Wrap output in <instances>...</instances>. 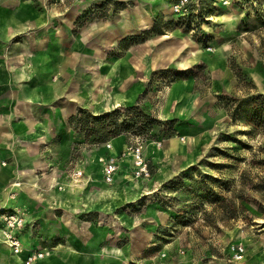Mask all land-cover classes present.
Wrapping results in <instances>:
<instances>
[{
    "label": "rangeland",
    "instance_id": "obj_1",
    "mask_svg": "<svg viewBox=\"0 0 264 264\" xmlns=\"http://www.w3.org/2000/svg\"><path fill=\"white\" fill-rule=\"evenodd\" d=\"M231 1L224 4L202 0L183 21L174 11V0L164 14L153 17L150 28L138 27L120 37L113 30L108 47L98 43L110 33L93 34L94 24L109 13L120 14L121 2L102 1L78 19L73 16V8L83 0L44 2L46 7L62 6L67 10L65 38L74 40L85 26L89 33L85 32L84 37L81 33V43L96 40L94 46L90 42L82 50L91 52V59L95 56L99 72L104 61L111 63L112 76L119 78L113 81V92L139 94L137 101L117 108L139 104L164 123L175 120V133L170 137L162 136L157 124L152 135L130 129L108 140L123 147L141 144L151 177L144 185L130 182L137 185L129 186L125 181L110 185L120 187L121 193L114 200L104 198L109 205L103 208H92L90 212L80 208L73 213L53 209L57 216H65L58 224L66 231L62 241L71 243L75 237L80 246L88 244L97 233L93 228L99 227L101 241L110 237V243L128 251L132 246L143 249L145 258L139 264L167 259H182L188 264H231V251L240 242L246 251H264V236H256L264 234V191L260 188L264 185V126L233 118L218 104L224 94L235 98H243L247 92L264 94V0ZM124 3L128 8L134 4ZM129 13L125 14L127 18ZM155 23L159 30L145 35L143 32ZM132 35L143 41H122ZM178 71L187 73V77H177ZM134 96L120 94L115 100L126 101ZM74 135L73 156L84 167L108 142L95 141L93 135L82 131L74 130ZM93 188L95 202L102 185L96 182ZM156 210L162 217L146 229L151 235L146 246L141 227L136 234H125L123 229H131L135 223L140 226L141 219L155 215ZM122 217L133 221L132 225L118 224ZM131 235L136 237L133 244ZM156 251H166V255L154 258Z\"/></svg>",
    "mask_w": 264,
    "mask_h": 264
},
{
    "label": "crops",
    "instance_id": "obj_2",
    "mask_svg": "<svg viewBox=\"0 0 264 264\" xmlns=\"http://www.w3.org/2000/svg\"><path fill=\"white\" fill-rule=\"evenodd\" d=\"M45 1L0 0V208L24 207L28 222L21 234L24 251L20 255L14 254L0 237V264H25L28 254L35 248L47 251L44 258L32 264H139L145 258L143 249L132 246L128 251L126 247L110 243L108 236L103 242L99 238V227L93 228L97 232L95 237L82 246L75 237L71 243L61 239L66 231L58 224L65 216H57L53 209L73 213L88 208L90 212L92 208L108 206L104 198L110 196L114 200L115 195L121 193L120 187L112 188L102 180L96 158L107 152L105 147L94 154V161L87 167L80 166L78 158H74L72 145L77 137L69 118L81 110L99 115L137 101L139 94L113 92V81L118 82L119 78L112 76L111 63L104 61L99 72L95 56L91 59V52L82 50L96 40L81 43V33L83 37L85 32L89 33L85 26L74 40L65 38L67 10L62 6L46 7ZM102 1L105 0H83L77 4L78 8H73V16L78 19L85 10L93 5L96 8ZM115 1L134 4L121 9L115 16L109 13L102 22L94 24L93 34L110 33L99 41L100 46L111 45L113 30L120 37L138 27L150 28L153 17L164 14L174 0ZM126 12H130L129 18ZM120 94L135 96L117 102L116 95ZM122 148L120 143L114 144V152L120 153ZM71 163L83 169V181L78 186H64L65 189L60 190L59 185L68 181L66 172ZM96 182L101 183L102 190L100 198L94 202ZM121 182L124 181L118 177L114 184L121 185ZM147 182L143 180L138 185ZM13 193L15 199L11 197ZM160 217L161 211L156 210L155 215L141 219L140 226L132 225L133 221L124 220V217L118 218L117 223L132 225L131 229H123L127 235L136 234L141 227L146 246L151 238L146 229L157 220L160 222ZM256 236L261 239L264 234ZM130 238L133 244L136 237L131 235ZM157 253L154 258L158 259ZM157 264L188 263L182 259H167ZM235 264H264V251H246L244 260Z\"/></svg>",
    "mask_w": 264,
    "mask_h": 264
},
{
    "label": "built area",
    "instance_id": "obj_3",
    "mask_svg": "<svg viewBox=\"0 0 264 264\" xmlns=\"http://www.w3.org/2000/svg\"><path fill=\"white\" fill-rule=\"evenodd\" d=\"M202 0H175L174 11L180 17L185 19L190 14L191 8L199 6ZM224 4H230L231 0H214ZM107 152L97 157L101 169V176L104 183L113 185L118 177H121L125 182L138 183L142 180H148L151 177V172L143 151V146L139 143L127 144L123 147L120 153L114 152L112 141L105 143ZM66 172L68 181L61 183L59 189H65L64 186H78L82 183L84 172L82 168H76L74 163L69 165ZM13 199L16 194H11ZM27 211L24 207H1L0 208V237L4 244L12 249L13 253L20 255L24 251V244L21 234L27 226ZM50 250V249H48ZM46 249L35 248L27 256L25 264H32L38 259L45 256ZM246 248L243 243H237L234 250L231 251L229 263L235 264L243 261L245 258ZM166 251H159L156 257H164ZM208 264V263H202Z\"/></svg>",
    "mask_w": 264,
    "mask_h": 264
},
{
    "label": "trees",
    "instance_id": "obj_4",
    "mask_svg": "<svg viewBox=\"0 0 264 264\" xmlns=\"http://www.w3.org/2000/svg\"><path fill=\"white\" fill-rule=\"evenodd\" d=\"M127 7L126 3H119V9ZM209 9L213 10V7L209 5ZM158 30V24L155 23L151 29L143 33L149 35ZM131 39L143 41V38L138 35L127 36L122 41L128 42ZM177 73L179 74L176 75L177 77L181 75L183 78L187 77V73H180L179 71ZM218 104L227 110L233 118L241 117L246 124L255 125V127L264 126V94L247 92L243 98H235L224 94L220 97ZM69 122L75 131L85 132L87 136L93 135L94 140L99 142H106L130 129H136L140 134L152 135L157 124L161 128L159 132L162 136L170 137L175 133V120L164 123L142 110L139 104L122 109L117 108L99 115H94L87 110H81L77 114L72 115L69 118ZM260 188L264 191V185H261ZM212 192L215 196L217 195L215 191ZM242 207L244 206L242 205ZM232 217L234 216L232 215Z\"/></svg>",
    "mask_w": 264,
    "mask_h": 264
},
{
    "label": "bare ground",
    "instance_id": "obj_5",
    "mask_svg": "<svg viewBox=\"0 0 264 264\" xmlns=\"http://www.w3.org/2000/svg\"><path fill=\"white\" fill-rule=\"evenodd\" d=\"M104 192H105V191H104ZM100 194H101V192H100ZM102 194H103V193H102ZM106 197H107V196H106ZM112 199H113V198H112ZM44 257H45V256H44ZM44 257H43V258H44ZM38 260H40V259H38Z\"/></svg>",
    "mask_w": 264,
    "mask_h": 264
}]
</instances>
